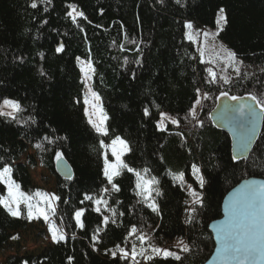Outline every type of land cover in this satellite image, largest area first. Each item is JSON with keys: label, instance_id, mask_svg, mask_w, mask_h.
Wrapping results in <instances>:
<instances>
[{"label": "trees", "instance_id": "obj_1", "mask_svg": "<svg viewBox=\"0 0 264 264\" xmlns=\"http://www.w3.org/2000/svg\"><path fill=\"white\" fill-rule=\"evenodd\" d=\"M31 3L0 0V102L13 98L23 108L15 120L0 116V168L10 164L13 179L27 193L34 188L32 170L41 167L55 176V194L61 198L55 216L67 239L37 255H9L3 264H69V257L71 264H134L130 257L114 258L110 250L120 245L130 251L141 232L159 247L174 248V241L182 238L191 251L178 249L179 261L155 257L139 264H204L215 248L209 225L222 216L227 193L247 177L264 178V123L249 157L233 161L230 135L211 118L222 91L264 101V0H182L181 4L175 0H52L47 12L39 0L35 9ZM68 4L77 5L87 16V20L78 18L83 31L67 16ZM221 8L227 24L218 39L243 60L244 67L230 84L220 80L209 84L207 63L187 37L186 22L215 28ZM61 42L65 49L57 53ZM77 57H90L95 66L92 87L109 117L108 136L97 134L88 122ZM138 59L140 64L135 63ZM41 69L46 75H41ZM197 88L209 94L197 117L203 127L189 114ZM161 112L179 119V126L167 122V131L158 130ZM116 136L131 148L123 161L142 174L148 169L147 176L159 180L161 195L154 194L158 213L141 202L137 178L126 169L114 178L118 192H102L108 180L100 141L110 142ZM57 152H63L70 163L72 179L56 173ZM192 165L201 169L207 183L204 207L197 206L189 223V194L174 175L183 172L184 182L199 188ZM5 193L6 186L0 183V196ZM85 193L103 194L108 207L116 209L115 217L109 211L106 228L103 212L94 211L91 201L80 203ZM77 209H85L83 228L74 217ZM133 225L139 231L130 235ZM28 227L26 219L0 207V254L11 249V240ZM97 227L104 231L101 243L93 248L91 238Z\"/></svg>", "mask_w": 264, "mask_h": 264}, {"label": "snow or ice", "instance_id": "obj_2", "mask_svg": "<svg viewBox=\"0 0 264 264\" xmlns=\"http://www.w3.org/2000/svg\"><path fill=\"white\" fill-rule=\"evenodd\" d=\"M41 4L46 5L44 11H48L47 5H51L52 0H39ZM163 3V0H160ZM176 4H181L182 0H175ZM37 0H32L30 7L37 8ZM67 7L71 9L67 12V16L71 18L73 24L77 26L81 31H83L82 26L78 23V18H83L87 20V16L83 11L78 10L77 5L68 4ZM224 9L219 10L217 16V26L220 31L223 30V25L227 24V18L224 15ZM47 23V21H44ZM91 23V21H89ZM188 29H192L193 25L191 22L186 24ZM218 34V33H217ZM207 39L209 33H204ZM125 38H127L125 36ZM189 40L192 39V35L189 34ZM136 43V41H131ZM121 49H124V45H120ZM65 45L63 42L59 43L56 47V52H63ZM91 49L89 48V53ZM136 51H140L137 46ZM41 59L44 57V53L39 54ZM203 55V53H201ZM23 59L22 57L20 58ZM77 62L81 66L82 83L85 88L84 94V104L85 114L88 117V122L100 136L109 135V126L107 121L109 117L103 108L102 97L98 92H96L93 87V77L96 74V69L91 61V58L84 60L81 57H77ZM226 67H232L233 71L237 76H240L239 65L242 61L236 59V53L232 51L227 52ZM203 62V61H202ZM128 63L127 58L124 60V64ZM135 63L140 64L141 60H136ZM206 71L209 74V79L206 81L209 84H215L217 82V73L213 68H207ZM41 75H46V73L41 69ZM135 71L132 72L133 78H135ZM225 84H230L231 80L225 76L222 77ZM197 99L194 101L193 106L189 110V114L192 120L196 121L199 127L204 126V122L197 118V106L201 105V99H208L209 94L204 92L201 94V89H196ZM220 96L228 97L233 101H242L244 98L240 96L232 95L229 97L227 91L220 92ZM250 99L255 101V105H248L244 103H238L235 105H223L221 106V119L227 122L229 125L233 126L234 133L238 135L240 155L248 152L249 145L253 141L255 136V125L258 119L261 118L260 113L257 112V107L260 108L261 112H264V101H261L255 95L250 94ZM79 103V101H77ZM159 106H157L158 108ZM5 109H10V111H5ZM91 109V111H90ZM23 111V108L19 101L12 99H4L0 103V116L8 117L13 120L16 119V114ZM145 116L150 115L149 109L146 107L144 109ZM31 119V118H30ZM184 119L188 120V116ZM170 121L173 125L179 126V119L168 115L166 113H160V119L157 121V128L160 131H167V126L165 121ZM191 123V120H189ZM183 135V133H179ZM45 139H48L45 137ZM49 143L53 141L49 140ZM101 148L105 149L104 152V175L107 177L109 184L112 185V189L118 192L119 186L113 183L115 177L121 175V171L126 169L128 172L135 174L137 178L136 188L138 189L137 195L142 198L143 203L146 204L153 212H159V206L156 204L155 199L152 197V193L155 192L157 196L161 195L158 185L159 180L152 176L147 177L148 169L143 170V174L140 171L129 167L122 159V155L130 152L131 148L126 140L120 136H116L112 141L111 145H107L103 140L100 141ZM36 147H41L37 144ZM111 150V154L116 158L114 163L108 160V150ZM57 163L64 161V153L57 152L55 155ZM233 161L238 159L237 155H233ZM13 168L10 164H4L0 168V183L4 184L7 189V194L0 196V207H3L10 215L13 217H19L21 215V205H25L27 209V215L29 218L36 216H43V218L48 221L50 214L55 215L56 213V202L60 201V196L55 193H47L42 191H37L34 196L29 195L21 190L20 185L13 179ZM192 174L198 183L200 189H203L207 183L201 169L196 165H192ZM68 179H71V175H67ZM174 179H178L181 182V186L184 184V173L181 172L178 175H174ZM189 195L192 197L191 205L186 209L189 213L188 222L192 223L194 216L198 212L197 206L200 208L204 207V199L202 192H197L191 185H188ZM104 194H108L109 189H102ZM85 201H91L96 205L94 211L97 213L101 212L100 205L110 211L113 217L116 216V209L108 207V200L104 198L103 195L99 197H94L85 193L84 199L80 201L81 204ZM67 203V201H65ZM225 211L227 219L224 220L216 229L215 239L217 242L216 256L218 257L219 264H264V182L257 181H245L244 185L233 195V198L226 204ZM85 209H77L74 212V217L80 228L84 227V222L82 217L84 216ZM123 215V213H120ZM115 219L112 223H115ZM109 223V217H103V225L105 228ZM50 231L52 233V240L55 243H60L61 241H66L67 236L62 230L58 229L54 222H52ZM104 231V228L97 227L96 231L92 235L93 248L98 243H101L100 233ZM139 229L133 225L130 229V235H135L138 233ZM74 238V237H73ZM136 239L140 242L141 247L139 251L137 250L136 243H132L131 252L127 251L124 247L117 245L116 248L121 254V259H128L129 256L134 264H139L138 256L143 257L145 261H152L155 257H161L162 259L173 258L176 261L181 260V256L174 251L167 249H162L155 245L151 241V237L147 236L146 233H140L136 236ZM182 247V252H190L191 248L189 245L180 242ZM147 244V247L144 245ZM151 249V255H145ZM111 255L115 258L117 256V251L110 250ZM72 257L68 258L69 264L72 262Z\"/></svg>", "mask_w": 264, "mask_h": 264}, {"label": "rangeland", "instance_id": "obj_3", "mask_svg": "<svg viewBox=\"0 0 264 264\" xmlns=\"http://www.w3.org/2000/svg\"><path fill=\"white\" fill-rule=\"evenodd\" d=\"M224 15H225V11H224ZM216 21H217V19H216ZM188 22L192 23L193 28L188 29L186 27L187 28V37L189 36V34L192 35L191 40L194 41L197 45L198 54H199L201 61H203L204 63H207V68H210V67L213 68V70L217 73V80H220L221 82L224 83L222 77H225V76H227L231 80V83L234 80H236V78L239 76H237L236 73L233 71V68L235 67V65H233L232 67H226L227 62H226L225 58L227 57V52L230 49H228L218 39L217 33H219L220 30L218 29L217 23H216L215 28H206V27L198 26L192 21H187L186 24ZM205 32L209 33V36L207 39L204 36ZM230 51H232V50H230ZM201 53H203V55H201ZM236 59L238 61L243 62V60L237 55H236ZM243 67H244V63L239 65L240 75L243 71ZM208 76H209V74H208ZM201 94H203V92H201ZM228 94H229V97L232 96L229 92H228ZM5 99L16 100L13 98H5ZM2 101L0 103H2ZM203 101H204V99H201V105L197 106V117H198V114L201 110ZM85 107H86V105H85ZM5 111H10V109H5ZM90 111H91V109H90ZM19 113H17L16 116H18ZM163 113H165V112H163ZM167 122H170V121L166 120L165 124ZM111 141L110 142L104 141V143L107 145H111ZM104 152H105V149H104ZM107 154H108L109 162L114 163L116 161V158L111 154L110 149L108 150ZM125 154L122 155V157H121L122 160H123ZM31 173H32V177L34 180V188H33L32 192H30V193L25 192V193H27L29 195H33V196L37 191H42V192H47V193H55L56 178L51 172L44 170L43 168L39 167L35 170H32ZM146 178H150V177L147 176ZM113 183H114V180H113ZM183 185H184L185 189L187 190L188 194H189L188 185H191L192 188H194L197 192H202V194H203V189H200V187L197 188L193 184H190L187 182H184ZM107 188L109 190H113L112 185L109 184V182H108ZM6 194H7V189H6L5 195ZM154 194H155V192L152 193L153 198H154ZM101 195H103V194H101ZM101 195H99V196H101ZM99 196H97V197H99ZM191 200H192V197L189 195L190 205H191ZM95 207H96V205H94V208ZM100 207H101V212H103L105 216H109V211L106 210L103 205H100ZM19 217H23L24 219H26L29 223V227H28V229L21 231L20 233L15 235V238L13 240H11V246H12L11 249H8L6 251V253L0 254V264H3L9 255H17V256H24L26 254H36L37 255V254L42 253L49 245L54 244L55 242H53V240H52V233L50 231V227H51L52 222L55 223V225L58 229L63 231V227H62L61 223L56 219L55 215L50 214L48 221H46L43 218V216H39L38 218L36 216H34L33 218H29L27 215V209H26L25 205H23V204L21 205V215ZM63 233H64V231H63ZM181 241H183V243H185L184 239L178 238L173 243L174 248H172V247H160V248L177 252L180 255V252L178 249H181V247H182V245L180 243ZM136 245H137V250L139 251V248L141 247L140 242L137 241ZM144 247H147V244H145ZM115 251H117V255L121 256L118 249H116ZM130 252H131V250L129 251V253ZM151 254H152L151 249H148V252L145 255H151ZM137 259L139 261H145V259L143 257H140V256H138Z\"/></svg>", "mask_w": 264, "mask_h": 264}, {"label": "water", "instance_id": "obj_4", "mask_svg": "<svg viewBox=\"0 0 264 264\" xmlns=\"http://www.w3.org/2000/svg\"><path fill=\"white\" fill-rule=\"evenodd\" d=\"M244 99L242 101H233L228 97H219L217 100V105L213 109L211 113V118L215 126H217L220 130L228 133L231 137L232 141V153L233 155H237L238 161L243 160L249 157L251 154L258 137L262 131L263 128V123H264V112H261L260 108L257 107V112L260 113L261 118L257 120L256 125H255V136L253 137L252 143L249 145V151L243 153V155H240V149H239V140H238V135L234 133L233 126L229 125L227 122L221 119V106L223 105H235L238 103H244L248 105H255V101L250 99V96H244ZM55 169L56 173L65 178H67V175L70 174L71 177L73 178L74 172L73 169L70 165V163L67 161L65 158L64 161L57 163L55 162ZM71 178V179H72ZM69 180V179H68ZM245 181H257V182H264V178L262 177H247L243 180H241L236 186H234L225 196L223 203H222V216L219 219H216L212 221L209 225V229L213 235L214 243H215V248L213 253L211 254L210 258L204 263V264H219L218 257L216 256V248H217V242L215 239V234H216V229L217 227L227 219L226 211H225V206L226 204L233 198V195L237 193V191L244 185Z\"/></svg>", "mask_w": 264, "mask_h": 264}]
</instances>
